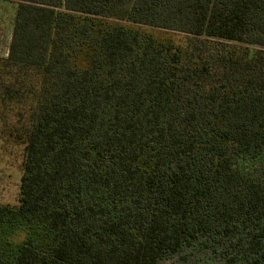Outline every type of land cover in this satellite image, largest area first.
I'll return each instance as SVG.
<instances>
[{
  "label": "trees",
  "instance_id": "trees-1",
  "mask_svg": "<svg viewBox=\"0 0 264 264\" xmlns=\"http://www.w3.org/2000/svg\"><path fill=\"white\" fill-rule=\"evenodd\" d=\"M9 1L0 264H264V0Z\"/></svg>",
  "mask_w": 264,
  "mask_h": 264
},
{
  "label": "rangeland",
  "instance_id": "rangeland-1",
  "mask_svg": "<svg viewBox=\"0 0 264 264\" xmlns=\"http://www.w3.org/2000/svg\"><path fill=\"white\" fill-rule=\"evenodd\" d=\"M16 15L14 1L0 0V59L6 58L12 35ZM181 39L180 35L174 36ZM3 123L0 121V205L15 206L19 197V185L22 175V147L14 145L7 139L6 130H2ZM204 253V252H203ZM194 257L182 260L181 256L164 260L160 264H217L215 256L203 254V261L199 263Z\"/></svg>",
  "mask_w": 264,
  "mask_h": 264
},
{
  "label": "built area",
  "instance_id": "built-area-1",
  "mask_svg": "<svg viewBox=\"0 0 264 264\" xmlns=\"http://www.w3.org/2000/svg\"><path fill=\"white\" fill-rule=\"evenodd\" d=\"M7 55H8V52H7V54H6V57H7Z\"/></svg>",
  "mask_w": 264,
  "mask_h": 264
}]
</instances>
